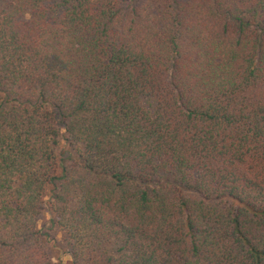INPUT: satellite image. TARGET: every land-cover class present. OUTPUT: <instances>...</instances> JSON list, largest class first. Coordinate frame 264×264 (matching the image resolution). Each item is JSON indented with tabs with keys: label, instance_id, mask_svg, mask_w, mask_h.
Instances as JSON below:
<instances>
[{
	"label": "trees",
	"instance_id": "trees-1",
	"mask_svg": "<svg viewBox=\"0 0 264 264\" xmlns=\"http://www.w3.org/2000/svg\"><path fill=\"white\" fill-rule=\"evenodd\" d=\"M66 256L264 264V0H0V264Z\"/></svg>",
	"mask_w": 264,
	"mask_h": 264
},
{
	"label": "rangeland",
	"instance_id": "rangeland-1",
	"mask_svg": "<svg viewBox=\"0 0 264 264\" xmlns=\"http://www.w3.org/2000/svg\"><path fill=\"white\" fill-rule=\"evenodd\" d=\"M49 218H50V214L46 212V213L43 215L42 221L40 222V227H42L43 223H44L46 220H48ZM60 238H61V236H59L57 240L59 241ZM52 256H53L54 260L57 261V253H56V251L53 250V249H52ZM63 264H72V258H71L70 256H66V257L64 258V262H63Z\"/></svg>",
	"mask_w": 264,
	"mask_h": 264
}]
</instances>
